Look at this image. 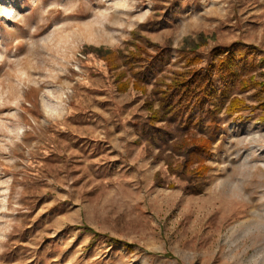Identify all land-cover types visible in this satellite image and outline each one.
<instances>
[{
  "label": "rangeland",
  "instance_id": "374dc122",
  "mask_svg": "<svg viewBox=\"0 0 264 264\" xmlns=\"http://www.w3.org/2000/svg\"><path fill=\"white\" fill-rule=\"evenodd\" d=\"M134 2L0 0V264H264V166H252L264 159V120L255 101L224 121L208 182L188 193L135 140L144 94L118 91L105 61L88 50L129 48L140 22L164 18L162 27L139 30L170 39L173 59L181 46L206 55L235 40L264 56V0ZM87 20L100 21L97 33L75 38ZM251 132L260 139L239 140ZM242 178L248 197L233 206L240 210L205 203L215 180L228 192ZM85 226L98 233L92 242ZM106 235L133 246L109 244Z\"/></svg>",
  "mask_w": 264,
  "mask_h": 264
},
{
  "label": "trees",
  "instance_id": "16d2710c",
  "mask_svg": "<svg viewBox=\"0 0 264 264\" xmlns=\"http://www.w3.org/2000/svg\"><path fill=\"white\" fill-rule=\"evenodd\" d=\"M164 22V18L140 22L131 31L129 48L88 50L105 61L118 91L131 86L144 94L145 117L133 123L136 142H143L151 162L163 161L168 173L186 182L188 193L197 194L208 182L207 160L224 121L247 108V99L255 101L250 107L259 109L264 120V56L254 44L235 40L214 45L206 55L195 46H181L173 59L170 39L155 42L139 30H153ZM176 61L182 66L172 68ZM154 182L162 184L158 170ZM85 229L94 233L92 242L98 233ZM106 237L109 244L133 246Z\"/></svg>",
  "mask_w": 264,
  "mask_h": 264
},
{
  "label": "bare ground",
  "instance_id": "6f19581e",
  "mask_svg": "<svg viewBox=\"0 0 264 264\" xmlns=\"http://www.w3.org/2000/svg\"><path fill=\"white\" fill-rule=\"evenodd\" d=\"M134 1H136V0H130V1L115 0V2H119L118 4H120V5H125V4L133 5ZM137 2H142V0H137ZM134 4H135V2H134ZM113 8H115V7H113ZM117 11H118V13L116 11H113V18H114V20H116L117 22H120L122 24V23H124V21L123 22L120 21L122 18H121V15L119 14V12H121V11L118 10V7H117ZM147 13L148 12L145 9V10H142L139 13H137L134 17L136 19H142ZM134 17H133V19L131 17V19L128 20V24L132 23V21L134 20ZM186 21H184L181 24V27L183 30L186 27H188V25H189L188 23H186ZM99 23H100L99 20H87V21H83L82 23H78L75 26V31H74L75 36L74 37L75 38L80 37L81 35H84L87 38L92 37V35L97 33V30H98L97 28H99V26H98ZM97 39H94V40H97ZM52 110L55 112H58L60 109L57 105H55V106H52ZM260 137L261 136H260L259 132H251L248 136L241 137V138H239V140H245V138H247V140H249L250 138H251V140H256L258 138L260 139ZM256 152H257V148L255 147V144H252L251 145V151L249 154H253ZM263 152H264V150L258 151L257 153H261L262 155H264ZM249 160L250 159L248 158L247 162ZM257 162L261 163L262 166H264V159H259V158H256V161L254 163H252V166L253 167L257 166ZM248 181H249V178H242V179H238L234 182H231L228 186V192H225L223 190V186H222V185H224V183L222 181L215 180L213 182L211 189H210V194H209L208 198L204 199V201H205V203L206 202H208V203L209 202L210 203L219 202L221 204V208L223 207L222 210H226L228 208H229L228 210H232L234 208L233 206L237 205V203L242 202V200H244L245 197H248V195H245V191H244V188L246 187V184ZM224 193H226V194H224ZM188 204H196L199 207L204 206L202 203H199L197 200H192V199H188ZM238 205L240 206L241 203ZM239 206L234 208V209L236 211L240 210V209H238Z\"/></svg>",
  "mask_w": 264,
  "mask_h": 264
},
{
  "label": "crops",
  "instance_id": "0c3cea01",
  "mask_svg": "<svg viewBox=\"0 0 264 264\" xmlns=\"http://www.w3.org/2000/svg\"><path fill=\"white\" fill-rule=\"evenodd\" d=\"M136 138V137H135ZM136 140V139H135Z\"/></svg>",
  "mask_w": 264,
  "mask_h": 264
}]
</instances>
